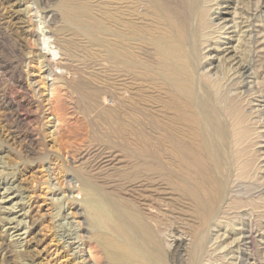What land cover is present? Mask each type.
I'll use <instances>...</instances> for the list:
<instances>
[{"label": "rangeland", "instance_id": "rangeland-1", "mask_svg": "<svg viewBox=\"0 0 264 264\" xmlns=\"http://www.w3.org/2000/svg\"><path fill=\"white\" fill-rule=\"evenodd\" d=\"M124 1L119 0L121 8ZM150 1L152 6L150 9L154 13L161 1L172 3L171 5L180 2V0ZM66 2L74 6L78 4L81 7H76L84 10V13L81 12L79 26L85 22L84 27L94 30L98 45L94 44L95 39L88 41V38L75 31L74 25L71 27L61 22L63 19L61 20L57 9L58 3L61 5ZM212 3L214 5L211 4L210 16H219V23L224 24L222 30L225 32L221 33L219 43L214 40L210 42L215 43L211 45V49L208 47L202 50L206 54L203 52L201 56L206 57L201 64L203 69L200 67V73L202 74L204 68L205 70L208 68L212 76L221 77L224 85L221 88L224 90L223 101L216 100L218 105L214 101L215 110L219 112L221 109L219 112L221 125L225 132L228 131L224 133L225 135H219L220 139L212 124L207 125L206 133L200 129L194 120L193 108L180 102L179 91L176 88L167 87L160 79L153 82L144 81L138 77L141 69L136 67L127 73L126 69L121 70V67H118L113 57H108L111 56L109 47L112 42L108 30L112 24L109 17L113 0H0V264H119L106 256V250L101 244L107 237L108 230L95 227L84 212V199L96 201L99 198V201L105 200L101 202L108 210L110 209L109 211H113L115 223L120 222L123 224L120 227L128 228L135 235L136 242L141 243L138 245H142L141 248L149 256L161 261L162 264H264V0H213ZM36 16H42L48 24L46 26L49 28L44 29L47 36L51 39L56 38L54 41L58 40V43L64 44L69 50L68 53L67 50L64 51L67 56L65 54L61 56L63 58L61 65H64L62 72L65 74L60 77L59 74L58 76L53 73L46 74L52 69L56 72L60 70L49 64L48 57L44 56L46 52L41 50L40 40H37V35L34 34L38 28ZM101 22L104 25H101ZM64 25H67V28ZM55 28L59 29V34L54 32ZM60 37L65 40L62 38L59 40ZM212 47H217V50ZM222 49L224 50L221 51ZM231 49L236 58L231 57ZM133 51L138 60L152 64L156 68L159 54L149 49L143 52L134 48ZM81 54L86 57L84 60L81 59L84 57ZM67 61L70 62V66ZM52 76L54 79H51ZM65 78L67 83H63L66 82ZM203 85L209 90L212 89L207 80ZM121 86L136 90L138 93L134 96L137 98L133 96L128 101L122 99ZM112 94L117 98L112 97ZM226 97H230L231 101ZM126 105L133 107L134 110ZM114 106L117 108L113 109ZM237 107L239 110L235 109ZM226 109L227 111L230 109L232 114H239L237 116L239 118L240 114L244 113V118L243 116L241 118L243 120L231 116L230 112H225ZM118 115L122 118L118 119ZM245 115L252 119L248 121ZM234 119L240 121L239 125L243 130L247 125L246 129L249 128L254 134L247 132L246 129L245 132L239 133L240 126L231 122H235ZM246 122L253 124L248 125ZM232 130L234 137L231 136L233 133L230 134ZM232 138L235 141L239 140L240 151L235 147L238 145L237 141L231 144ZM243 138L251 141L245 144L247 141ZM138 141L143 145H139ZM198 141H202L200 143L202 148ZM229 146L227 150L226 147ZM146 154H150L149 158ZM235 155H238L237 158ZM209 157L210 159H207ZM240 157L242 161H239ZM212 159L217 163H213ZM227 159L232 160L229 162ZM234 159H238L236 163H233ZM155 160H158L156 164ZM147 161L150 162L149 167ZM134 163L136 166L140 163L137 169L142 168L146 170L145 173L142 170L135 171ZM163 167L164 170L161 169ZM229 167L234 168V171ZM156 171L161 176L155 173ZM165 172H169L168 175ZM220 175L221 177L217 178ZM217 180L219 183L222 182V202H231L232 209L229 207L226 211L225 218L228 220L224 219L222 225L220 222H212L202 235L197 234L200 228L196 208H202V203L205 205L204 201H209V195L214 193ZM179 187L184 188L186 192ZM126 214L134 222L128 220ZM135 218H140L139 221L143 225L138 220L136 223ZM144 219L148 222H145L146 225ZM142 226L146 227L140 234ZM147 227L152 230L148 231ZM185 227L186 229H183ZM110 231L112 234L118 233L116 229ZM110 231L108 232L111 233ZM194 233L198 236L192 237ZM196 236L197 238L200 236V241L205 245L194 243ZM90 237L94 239H89ZM147 240L150 242H146ZM159 244L163 248L158 246ZM211 247L216 249L213 250ZM88 253H91L94 262L88 259Z\"/></svg>", "mask_w": 264, "mask_h": 264}, {"label": "bare ground", "instance_id": "bare-ground-1", "mask_svg": "<svg viewBox=\"0 0 264 264\" xmlns=\"http://www.w3.org/2000/svg\"><path fill=\"white\" fill-rule=\"evenodd\" d=\"M165 1H168V0H165ZM173 1H175V0H173ZM212 1L213 0H180V2L179 3H177V4H175L174 5V3H173V5H171L172 3H167V2H163V1H161V3H160V5H158L157 6V8H156V12L154 13V12H152L151 11V7L152 6H150L151 4H150V0H125L124 2V5L122 6V8H121V5H120V3H119V0H113V4H112V8H111V14H110V20H111V22H112V24H111V26L109 27V30H108V35H110L109 37L111 38L110 39V41L112 42V44H111V47H109L110 48V54H111V56H108V57H113V59L115 60V63L116 64H118V67H121V70L124 68V70L126 69V72L128 73V72H130V70L131 69H133V68H136L137 67V69H141V74H139L138 75V77L139 78H142V80H144V81H148V80H152V82L154 81V80H156V81H158L159 79L165 84V85H167V87H174V88H176L178 91H179V97H180V102L182 103V104H186V105H190L192 108H193V111H194V120L196 121V123L199 125V127H200V129L203 131V132H207V130H206V128H207V125H211L212 124V126H214L215 127V129L217 130V132L219 133L218 135H217V137L219 136V135H225L224 133H226V132H228V131H224V127H222V125H221V122H222V119H221V116H220V113L219 112H221V107L219 108L220 109V111L218 112L217 110H215V104L217 103V101L216 100H218V101H223V98H222V92H224V90L222 91L221 90V88H222V79H221V77L219 78V76L218 77H214V76H212L211 74H210V72L208 71L209 69L207 68L206 70H205V68H204V70H202L203 72H202V74L200 73V67H202L201 66V64H203L204 62H203V60L205 59V57H206V55H204V56H201V55H203L202 53L204 52V54H206V52L205 51H203L202 52V50H204V49H207L208 47H210L209 49H211V45L213 46V44L215 45V43H213V44H211L210 42H214V40H215V42L217 41L218 43H219V41H220V37H221V33L224 31V30H222V29H224L223 28V26H224V24L223 25H220V23H219V20H220V18H218V17H211L210 16V12H212V5L211 4H213L212 3ZM73 2V1H72ZM80 2V1H79ZM121 2V1H120ZM171 2V1H170ZM76 3V2H75ZM94 4V3H93ZM215 4H216V2H215ZM157 5V4H156ZM214 5V4H213ZM58 12H59V14H60V16H61V20L63 19V21H61L62 23L63 22H65L66 24H68L69 26H71L72 27V25H74L73 27L74 28H76L75 29V31H78V33L79 34H81V35H83V36H85L86 38H88L89 40L88 41H90V40H92L93 41V39H95L96 40V38H95V34L93 33V31L94 30H90L89 28H87V26H83V24L85 23H83L82 24V26H79V24H81L80 22H81V15H82V13L81 12H83V11H81V9H80V5H71V4H67V2L65 3V4H61L60 5V3H58ZM76 6H80V7H76ZM82 7H85V6H83L82 5ZM153 7H155V6H153ZM88 8H91V7H88ZM98 10V9H97ZM103 10V9H102ZM215 10V9H214ZM106 12V11H105ZM151 12V13H150ZM84 13V12H83ZM214 13H215V11H214ZM213 13V14H214ZM86 15V14H85ZM216 15V14H215ZM109 16V15H108ZM240 16V15H239ZM37 17V21H36V25H37V31H34V34L35 35H37V40H40V44H41V50L43 49L46 53L44 54V56L45 57H48V59H49V64L53 67V65H54V68H56L57 70L59 69L60 71L59 72H56L55 70H50V73H46V74H48V75H52V73H53V75H57V74H59V77H60V75H62V74H65V73H63L62 72V69H63V66L61 65V61L63 60V58L61 57V56H64L63 54H65V50H67L66 49V46L63 44L62 45V43H58L57 41L58 40H56V41H54V39H56V38H54L53 37V39H51V38H49L48 36H47V33H46V31H44V29L45 28H47V26H46V22L44 21V19L42 18V16H36ZM94 17V16H93ZM102 17V16H101ZM104 17V16H103ZM105 18H107V17H105ZM85 20V19H84ZM96 20V19H95ZM88 21V20H87ZM103 21V20H102ZM97 22H100V21H97ZM64 24V23H63ZM48 25V24H47ZM101 25H104V23L102 24V22H101ZM65 26V28H67L66 26L67 25H64ZM64 26H62L61 28L62 29H64ZM68 26V27H69ZM92 27V26H91ZM98 27V26H97ZM101 27H103V26H101ZM100 27V28H101ZM49 28V27H48ZM47 28V29H48ZM238 28V27H237ZM103 29V28H102ZM107 29V28H106ZM54 30V32L55 33H57V34H59V29H57V28H55V29H53ZM67 30V29H66ZM71 30V29H70ZM72 30H73V28H72ZM98 31V30H97ZM101 31H103V30H101ZM60 32H61V30H60ZM104 32V31H103ZM225 32V31H224ZM244 32V31H243ZM65 33V32H64ZM68 33V32H67ZM244 34V33H243ZM31 35V34H30ZM56 35V34H55ZM56 36H58V35H56ZM60 36V35H59ZM227 36V35H226ZM247 36V35H246ZM64 37V36H63ZM76 37H78V36H76ZM84 37V38H85ZM98 37V36H97ZM58 38V37H57ZM61 38L62 37H60V39L59 40H61ZM65 38V37H64ZM64 38H62V39H64ZM107 39V38H106ZM65 40V39H64ZM104 40V39H103ZM69 41H72V40H69ZM100 41V40H99ZM75 42V41H74ZM73 42V43H74ZM107 42H109L108 40H107ZM97 43V45L99 44L98 42H97V40H96V42L94 43V44H96ZM100 43H102L101 41H100ZM110 43V42H109ZM108 43V44H109ZM38 44H39V42H38ZM103 44V43H102ZM67 45V44H66ZM69 45V44H68ZM89 45V44H88ZM104 45V44H103ZM219 45V44H218ZM218 45H216V46H218ZM224 45V44H223ZM72 46V45H71ZM75 46V45H74ZM101 46V45H100ZM239 46V45H238ZM67 47H69V46H67ZM97 47V46H96ZM104 47V46H103ZM105 47H106V44H105ZM104 47V48H105ZM241 47V46H240ZM72 48H73V46H72ZM98 48V47H97ZM108 48V49H109ZM134 48H137V49H141L143 52H146L148 49L149 50H153V53L155 52V53H157V54H159V57H158V61H157V65H156V68L155 67H153L152 66V64H149V63H146V62H144L143 63V61L142 60H138L137 58H136V54L134 53V51H133V49ZM232 48V47H231ZM76 49V48H75ZM75 49H73L74 51H75ZM100 49V48H99ZM212 49H214V50H217V47L216 48H214V47H212ZM226 49H227V47H226ZM71 50V49H70ZM91 50V49H90ZM224 49H222L221 51H223ZM228 50V49H227ZM68 51L69 50H67V53H68ZM229 51V50H228ZM93 52H94V50H93ZM109 52V51H108ZM151 52V51H150ZM214 52V51H213ZM232 52V54H231V57H235V53H233L234 51L231 49V51H230V53ZM239 52V51H238ZM67 53L65 54V56H67ZM71 53H74V52H71ZM76 53V52H75ZM105 53V52H104ZM140 53H142V52H140ZM149 53V52H148ZM152 53V52H151ZM229 53V54H230ZM109 54V55H110ZM145 54V53H144ZM208 54V53H207ZM75 55V54H74ZM82 56H84L83 54H81ZM81 55L79 56L80 58H81ZM94 55V54H93ZM146 55V54H145ZM217 54H215V56H216ZM71 56V55H70ZM77 56V55H76ZM157 56V55H156ZM226 56V55H225ZM148 57V56H147ZM67 58V57H66ZM72 58V57H71ZM74 58V57H73ZM83 58H86L85 56L84 57H82L81 59H83ZM90 58V57H89ZM89 58H87V59H89ZM93 58H94V56H93ZM92 58V60H94ZM97 58V57H96ZM211 58H212V56H211ZM236 58V57H235ZM45 59V58H44ZM68 59V58H67ZM148 59V58H147ZM150 59H152V58H150ZM206 59H208V58H206ZM69 60V59H68ZM71 60H74V59H71ZM70 60V61H71ZM77 61H78V59H76ZM84 60V59H83ZM91 60V59H90ZM99 60H101V59H99ZM105 60H106V58H105ZM146 60V59H145ZM155 60V59H154ZM233 60V58L231 59V61ZM45 61H47L46 59H45ZM80 61V60H79ZM108 61V60H107ZM149 61V60H148ZM208 61V60H207ZM68 62V61H67ZM91 62H95V61H91ZM99 62V61H98ZM110 62H111V60H110ZM152 62V61H151ZM40 63V62H39ZM69 63V66H70V62H68ZM78 63V62H77ZM85 64H86V61L84 62ZM83 63V64H84ZM88 63V62H87ZM101 63V62H100ZM99 63V64H100ZM209 63V62H208ZM238 63V62H237ZM107 64V63H106ZM109 64H111L112 65V63H109ZM154 64V63H153ZM206 64V63H205ZM210 64V63H209ZM218 64V63H217ZM88 65H89V63H88ZM91 65V64H90ZM104 64L102 63V67H104L103 66ZM241 65V64H240ZM239 65V66H240ZM40 66H42V65H40ZM45 67H46V64L44 65ZM50 66V67H51ZM74 66H76V65H74ZM92 66V65H91ZM101 66V65H100ZM100 66H98V67H100ZM108 66V65H107ZM107 66H105V67H107ZM204 66V65H203ZM207 66H208V64H207ZM49 67V68H50ZM83 67H84V65H83ZM82 67V68H83ZM87 67V66H86ZM93 67V66H92ZM91 67V68H92ZM113 67V66H112ZM206 67V66H205ZM69 68V67H68ZM71 68V67H70ZM108 68V67H107ZM115 68H116V65H115ZM244 69L246 68V67H243ZM47 69H48V66H47ZM73 69V68H72ZM113 69V68H112ZM120 69V68H119ZM118 69V71H120ZM201 69H203V67L201 68ZM218 69V68H217ZM49 70V69H48ZM76 70V69H75ZM111 70V69H110ZM115 70V69H114ZM77 71V70H76ZM102 71H103V69H102ZM219 71V70H218ZM47 72V71H46ZM104 72V71H103ZM121 72V71H120ZM151 72H154V73H151ZM69 73V72H68ZM77 73H78V71H77ZM122 73V72H121ZM70 74V73H69ZM73 74V73H72ZM120 74V73H119ZM131 74V73H130ZM133 74V73H132ZM45 75V74H44ZM76 75H78V74H76ZM58 76V75H57ZM64 76V75H63ZM224 76V75H223ZM222 76V77H223ZM226 76H227V74H226ZM50 77V76H49ZM48 77V78H49ZM54 76H52L51 77V79L53 78ZM127 77H128V75H127ZM135 78H136V76H134ZM133 77V78H134ZM44 78H46V77H44ZM55 78H56V76H55ZM67 78V77H66ZM66 78H65V81L66 82H63V83H67L68 81L66 80ZM72 78V77H71ZM124 78V77H123ZM125 78H126V75H125ZM227 78V77H226ZM225 78V79H226ZM47 79V78H46ZM51 79H50V81H51ZM54 79V78H53ZM57 79H58V77H57ZM63 79H64V77H63ZM59 80V79H58ZM205 80V81H204ZM206 80L209 82V86L211 87L212 86V89L211 90H209V89H207V88H205V86L203 85L204 84V82H206ZM55 80H53V82H54ZM126 81V80H125ZM133 81V80H132ZM224 81V80H223ZM111 82H113V81H110V83ZM115 82V81H114ZM123 82V81H122ZM139 82V81H138ZM141 82V81H140ZM52 84V83H51ZM56 84V83H55ZM144 84V83H143ZM207 84V83H206ZM205 84V85H206ZM211 84V85H210ZM125 85H126V83H125ZM138 85H139V83H138ZM52 86H53V84H52ZM115 86V85H114ZM151 86V85H150ZM153 86V85H152ZM208 86V85H207ZM224 86V85H223ZM112 87V86H111ZM117 88H118V86H116ZM122 87V86H121ZM131 87V86H130ZM149 87V86H148ZM210 87H208V88H210ZM51 88V87H50ZM113 88H115V87H113ZM119 88H120V86H119ZM123 88V87H122ZM140 88V87H139ZM173 88V89H174ZM121 89V88H120ZM224 89H225V87H224ZM172 90V89H171ZM233 90V89H232ZM236 90V89H235ZM114 92H115V90H113ZM172 91H174V90H172ZM144 92H145V90H144ZM154 92V91H153ZM176 92V91H175ZM174 92V93H175ZM113 93V92H112ZM138 92L135 90V91H132L128 86H126V87H124L123 89H122V91H121V94H122V99H126V101H128V99L130 100L131 99V97H133L135 94H137ZM116 94H117V91H116ZM177 94V96H178V93H176ZM114 94H112L111 96L112 97H115V96H113ZM154 95V94H153ZM165 95H167V94H165ZM169 95H170V93H169ZM146 96V95H145ZM163 96V95H162ZM230 96V95H229ZM134 97H136V96H134ZM173 97V96H172ZM115 98H117V97H115ZM137 98V97H136ZM218 98H220V100L218 99ZM226 98H229L230 99V97H226ZM114 99V98H113ZM135 99V98H134ZM153 99V98H152ZM177 99V98H176ZM121 100V99H120ZM132 100H133V98H132ZM131 100V101H132ZM147 101V100H146ZM214 101H216L215 102V104H214ZM225 101V100H224ZM229 101H231V99L229 100ZM233 101V100H232ZM158 102H160V101H158ZM226 103H228L227 101H225ZM234 102V101H233ZM143 103V102H142ZM147 103V102H146ZM150 103V102H149ZM222 103V102H221ZM220 103V104H221ZM240 103V102H239ZM114 104H116L115 102H114ZM113 104V105H114ZM119 104V103H118ZM128 104V103H127ZM158 104V103H157ZM233 104H236V103H231V105H233ZM154 105V104H153ZM161 105V104H160ZM216 105H218V104H216ZM224 105H225V103H224ZM229 105V104H228ZM227 105V106H228ZM230 105V106H231ZM122 106V105H121ZM126 106H129V105H126ZM222 106H223V103H222ZM226 106V105H225ZM230 106H228V107H230ZM240 106H242L241 104H240ZM130 108H132L133 110H134V108L133 107H131V106H129ZM159 107V106H158ZM175 107V106H174ZM182 107H184V106H182ZM217 107V106H216ZM235 107V106H234ZM233 107V108H234ZM113 109L115 108H117V107H112ZM142 108V107H141ZM155 108V107H154ZM224 108L225 107H223V110L222 111H224ZM239 107H237V108H235V109H238ZM242 108V107H241ZM131 109V110H132ZM166 109V108H165ZM216 109H218V108H216ZM230 110V109H229ZM227 111V109L225 110V112L227 111L228 113L230 112L231 113V111H232V107H231V111ZM239 110V109H238ZM119 111V110H118ZM143 111V110H142ZM147 111V110H146ZM169 111V110H168ZM170 111H172V110H170ZM191 112L190 113H192V110H190ZM134 112H136V111H134ZM139 112H141V111H139ZM144 112V111H143ZM154 112H156V111H154ZM173 112V111H172ZM241 112V111H240ZM117 113V112H116ZM127 113V112H126ZM142 113V112H141ZM233 113V112H232ZM231 113V116L233 115V116H235L236 118H238L239 120L242 118V116H243V118H244V113H242V114H240V118L239 117H237V116H239V114H232ZM113 114V113H112ZM123 114H124V112H123ZM140 114V113H139ZM143 114V113H142ZM142 114H140V115H142ZM148 114V113H147ZM223 113H221V115H222ZM179 115V114H178ZM186 115V114H185ZM226 115V114H225ZM229 115V114H228ZM228 115H227V117H228ZM119 116H121V115H118V119L119 118H122V117H119ZM174 116V115H173ZM222 116H224V115H222ZM231 116H229V117H231ZM114 117V116H113ZM124 117V116H123ZM179 117V116H178ZM191 117V116H190ZM245 117L247 118V120L249 119V115L248 116H246L245 115ZM145 118V117H144ZM150 118H152V117H150ZM149 118V119H150ZM223 119H224V117H222ZM246 118H245V120H246ZM138 119V118H137ZM146 119V118H145ZM154 119V118H153ZM153 119H150V120H153ZM161 119V118H160ZM227 119V118H226ZM232 119H233V117H232ZM238 119H234L235 120V122L234 121H231L232 122V124H237L236 126H240V128L241 129H239L238 127H237V129H239V133H242L248 126L246 125V127H245V129L243 130L242 129V126L241 125H239L240 123V121H242L243 119H241L240 121H237ZM252 119V118H251ZM251 119H249L248 121H250ZM121 120H123V119H121ZM149 120V121H150ZM181 120H183V119H181ZM225 120V119H224ZM118 121V120H117ZM120 121V120H119ZM128 121V120H127ZM143 121V120H142ZM166 121V120H165ZM188 121V120H187ZM229 121H230V119H229ZM154 122V121H153ZM175 122V121H174ZM185 122V121H184ZM228 122V121H227ZM234 122V123H233ZM244 123H245V121H243ZM242 122V123H243ZM252 122V121H251ZM116 123V122H115ZM143 123H144V121H143ZM224 123H225V121H224ZM229 123V122H228ZM244 123H243V125H244ZM248 125H250V124H253V123H248V122H246ZM138 124V123H137ZM185 124H186V122H185ZM189 124V123H188ZM230 124V123H229ZM132 125V124H131ZM135 125V124H134ZM187 125V124H186ZM123 126V125H122ZM157 126H159V125H157ZM173 126V125H172ZM180 126V125H179ZM245 126V125H244ZM129 127V126H128ZM131 127H133V126H131ZM160 127V126H159ZM181 127V126H180ZM197 127V126H196ZM250 127V126H249ZM142 128H144V127H142ZM160 128H162V127H160ZM164 128V127H163ZM178 128V127H177ZM250 128H253V126H251ZM128 129H130V128H128ZM132 129V128H131ZM156 129V128H155ZM165 129V128H164ZM174 129V128H173ZM183 129V128H182ZM185 129V128H184ZM183 129V130H184ZM231 129V128H230ZM125 130V129H124ZM134 130V129H133ZM170 130V129H169ZM181 130V129H180ZM182 130V131H183ZM254 130V129H253ZM134 131H136V130H134ZM165 131V130H164ZM170 131H172V130H170ZM188 131V130H187ZM215 131V130H214ZM246 131L248 132L249 131V133H252L253 131H250L249 130V128H248V130L246 129ZM138 132H139V130H138ZM173 132V131H172ZM213 132V131H212ZM235 132V131H234ZM245 132V131H244ZM141 133V132H140ZM166 133V132H165ZM185 133V132H184ZM231 133H233V130H232V132H230V134ZM249 133H246V134H248L249 135ZM134 134V133H133ZM154 134V133H153ZM202 134H204V133H202ZM207 134H209V133H207ZM211 134V133H210ZM214 134V133H213ZM230 134H229V138H230ZM253 134H254V132H253ZM252 134V135H253ZM135 135V134H134ZM141 135V134H140ZM184 135V134H183ZM198 135H199V132H198ZM240 134H238V136H239ZM180 136V135H179ZM204 136V135H203ZM231 136H233L234 137V133H233V135H231ZM235 136H237V135H235ZM245 137L244 138H246V135H244ZM250 136H251V134H250ZM249 136V137H250ZM167 137H169V136H167ZM173 137V136H172ZM191 137H193V136H191ZM253 137H254V135H253ZM137 138H139V137H137ZM216 138V137H215ZM219 138V137H218ZM226 139V137H223V139ZM243 138V140H245ZM141 139V138H140ZM220 139V138H219ZM228 139V138H227ZM174 140L176 141V139L174 138ZM183 140H184V138H183ZM191 140V139H190ZM196 140V139H195ZM201 140V139H200ZM222 140V139H221ZM230 140H232V145L234 144V142H238V145L237 146H235L236 147V149L238 148V146H239V144H240V142H239V140H236L235 141V139L233 140V138L232 139H230ZM242 140V139H241ZM254 140V139H253ZM141 141H144V140H141ZM203 141V140H202ZM201 141V142H202ZM227 141V140H226ZM226 141H224L223 140V142H226ZM234 141V142H233ZM245 141H247V140H245ZM245 141H243V143L245 142ZM248 141L250 142L251 140H249L248 139ZM248 141L245 143V144H247L248 143ZM148 142V141H147ZM159 142V141H158ZM181 141H179V143H180ZM185 142V141H184ZM189 143H190V141H188ZM199 142V141H198ZM201 142H199V144L201 143ZM205 142V141H204ZM222 142V141H221ZM138 143H139V141H138ZM145 143V142H144ZM170 143H171V141H170ZM230 143V142H229ZM241 143H242V141H241ZM252 143H253V141H252ZM176 144V143H175ZM222 144V143H221ZM224 144H226V143H224ZM139 145H143V144H140L139 143ZM173 146H174V144H172ZM183 145V144H182ZM204 145H205V143H204ZM219 145V144H218ZM229 145V144H228ZM231 145V146H232ZM244 145V144H243ZM197 146V145H196ZM200 146H201V148H202V145L200 144ZM207 146H208V144H207ZM212 146V145H211ZM146 147H147V145H146ZM162 147V146H161ZM184 147V146H183ZM186 147V146H185ZM184 147V148H185ZM240 147V146H239ZM246 148H247V146H245ZM142 148V147H141ZM216 148V147H215ZM220 148H222V147H220ZM227 148V150H228V148H230V146L229 147H226ZM176 149V148H175ZM183 149V148H182ZM187 149H188V147H187ZM213 149H214V147H213ZM240 148H238V150H239ZM146 150V149H145ZM198 150V149H197ZM206 149H204V151H205ZM226 150V149H225ZM237 150V151H238ZM242 150V149H241ZM149 151V150H148ZM147 151V152H148ZM150 151H151V149H150ZM208 151V150H207ZM230 151H235V150H230ZM240 151V150H239ZM146 152V153H147ZM182 152V151H181ZM190 152V151H189ZM137 153H139V152H137ZM144 153L145 152H143V156H144ZM149 153V152H148ZM165 153V152H164ZM184 153V152H183ZM183 153H182V155H183ZM193 153V152H192ZM236 153V152H235ZM134 153H132V155H133ZM151 154V153H150ZM150 154H148V155H150ZM155 154V153H154ZM166 154H168V153H166ZM171 154V153H170ZM185 154V153H184ZM201 154V153H200ZM238 154V153H237ZM242 154H243V151H242ZM138 155H141V154H138ZM147 155V154H146ZM147 155V156H148ZM152 155V154H151ZM195 155V154H194ZM203 155V154H202ZM209 155H210V153H209ZM239 155V154H238ZM238 155H235L236 156V158H237V156ZM253 155V154H252ZM156 156H158V155H156ZM185 156V155H184ZM203 156H205V155H203ZM214 155H212V157H213ZM218 156V155H217ZM246 156V155H245ZM153 157V156H152ZM151 157V158H152ZM173 157V156H172ZM233 157V156H232ZM242 157V156H241ZM240 157V158H241ZM252 157V156H251ZM139 158V157H138ZM137 158V159H138ZM140 158H141V156H140ZM139 158V159H140ZM143 158V157H142ZM141 158V159H142ZM148 158H149V156H148ZM147 158V159H148ZM150 158V159H151ZM156 158V157H155ZM158 158H160V157H158ZM157 158V159H158ZM186 158V157H185ZM223 157H221V159H222ZM233 158H235V157H233ZM249 158V157H248ZM141 159L139 160V161H141ZM144 159H146L145 157H144ZM146 159V160H147ZM189 159H191V158H189ZM194 159V158H193ZM204 159V158H203ZM207 159H210V157L209 158H207ZM214 159H216L215 158V156H214ZM225 159V158H224ZM247 159V158H246ZM149 160V159H148ZM153 160V159H152ZM160 160V159H159ZM180 160V159H179ZM206 160V159H205ZM204 160V161H205ZM223 160V159H222ZM228 160V159H227ZM232 160V159H231ZM231 160H228L229 162L231 161ZM235 160V159H234ZM233 160V161H234ZM236 160H238V159H236ZM236 160L233 162V163H236ZM243 159L241 158V160H239V161H242ZM143 161V160H142ZM156 161V160H155ZM158 161V160H157ZM157 161L156 162H154L155 164L157 163ZM164 161V160H163ZM199 161V160H198ZM247 161V160H246ZM249 161V160H248ZM250 161H253L254 162V160H252V159H250ZM249 161V162H250ZM144 162V161H143ZM143 162H141V163H143ZM148 162V161H147ZM160 162H162L161 160H160ZM165 162V161H164ZM207 162V161H206ZM212 162H213V159H212ZM214 162H216V161H214ZM213 162V163H214ZM220 162V161H219ZM221 162H223V161H221ZM137 163V162H136ZM149 163V165H148V167L150 166V162H148ZM152 163V162H151ZM179 163V162H178ZM217 163V162H216ZM239 163V162H238ZM131 164H132V162H131ZM135 164V163H134ZM146 164V163H145ZM154 164V165H155ZM205 164V163H204ZM219 164V163H218ZM220 164H222V163H220ZM219 164V165H220ZM224 165H225V162L223 163ZM222 164V165H223ZM249 164H251V163H249ZM255 164V163H254ZM139 165H140V163H139ZM138 165V166H139ZM147 165V164H146ZM152 165V164H151ZM183 165V164H182ZM214 165V164H213ZM216 165V164H215ZM231 165V164H230ZM229 165V166H230ZM253 165V164H252ZM251 165V166H252ZM131 166V165H130ZM135 167H136V169H135V171L136 170H138L137 169V167L138 166H136V164L134 165ZM162 166H163V164H162ZM206 167H207V165H205ZM209 166V165H208ZM236 166V165H235ZM133 167V164H132V166H131V168ZM144 167H145V165H144ZM159 167H161V165L159 166ZM166 167V166H165ZM165 167H163V168H161V169H163L164 170V168ZM222 167V166H221ZM225 167V166H224ZM232 167V166H231ZM231 167H229L230 169H231ZM238 167V166H237ZM240 167V166H239ZM247 167H248V165H247ZM151 168H153V165H152V167ZM156 168V167H155ZM154 168V169H155ZM158 168V167H157ZM167 168V167H166ZM209 168V167H208ZM228 168V167H227ZM240 168H242V167H240ZM250 168H252V167H250ZM159 169V168H158ZM186 169H188V168H186ZM210 169V168H209ZM229 169V170H230ZM234 169V168H233ZM233 169H231V170H233ZM235 169H236V167H235ZM238 169V168H237ZM133 170V169H132ZM132 170H131V172H132ZM140 170H142V168L141 169H139L137 172H139ZM191 170V169H190ZM224 170V169H223ZM222 170V171H223ZM142 171H144V169L142 170ZM146 171V170H145ZM145 171H144V173H145ZM155 171V170H154ZM160 170H158V172H159ZM166 171V170H165ZM167 171H168V169H167ZM176 171V170H175ZM174 171V172H175ZM212 171V170H211ZM214 171H215V169H214ZM225 171H226V169H225ZM224 171V172H225ZM234 171V170H233ZM232 171V172H233ZM247 171V170H246ZM245 171V172H246ZM137 172L135 173V174H137ZM170 172V171H169ZM168 172V173H169ZM173 172V173H174ZM191 172V171H190ZM248 172V171H247ZM250 172H251V170H250ZM249 172V173H250ZM134 173V172H133ZM132 173V174H133ZM144 173H142V174H144ZM147 173V172H146ZM151 173V172H150ZM155 173H157V171L155 172ZM160 173V172H159ZM163 173H164V171H163ZM162 173V174H163ZM165 173H167V172H165ZM168 173H167V175H168ZM173 173H172V175H173ZM176 173V172H175ZM180 173V172H179ZM207 173H209V172H207ZM248 173V174H249ZM152 174H153V171H152ZM151 174V175H152ZM158 174V173H157ZM210 174V173H209ZM208 174V175H209ZM216 174V173H215ZM247 174V175H248ZM138 175V174H137ZM146 175V174H145ZM156 175V174H155ZM158 175H160V174H158ZM183 175V174H182ZM207 175V174H206ZM217 175V174H216ZM215 175V176H216ZM219 175V174H218ZM161 176V175H160ZM175 176H176V174H175ZM174 176V177H175ZM211 176V175H210ZM145 177V176H144ZM167 177V176H166ZM166 177H163V178H166ZM169 177V176H168ZM177 177V176H176ZM214 177V176H213ZM221 177V175L220 176H218L217 178H220ZM233 177H234V174H233ZM156 178V177H155ZM161 178V177H160ZM178 178V177H177ZM199 178V177H198ZM215 178V177H214ZM216 178V179H217ZM245 178V177H244ZM135 179V178H134ZM162 179V178H161ZM167 179V178H166ZM185 179H187V178H185ZM224 179V178H223ZM243 179V178H242ZM143 180H145L146 181V179L144 178ZM157 180V179H156ZM155 180V181H156ZM174 179L172 178V181H173ZM178 180H180V179H178ZM219 180V179H218ZM218 180L217 181H215L216 183V186H215V188H214V193H212V195H209L210 196V199H209V201H204V203H205V205H203V203H202V208L200 207H198V209L196 208V210H198V211H196V212H198L197 214H198V216H199V218H198V221H199V228H200V230L197 232V234H203L204 233V231H206V228L212 223V222H216V223H221V225H222V223L224 222V219H226L225 217L227 216L226 215V211L227 210H229V207H230V205H231V202H227V201H225V202H222V199H221V194H222V182L221 183H219L218 182ZM148 181H149V178H148ZM180 181H182V180H180ZM220 181V180H219ZM221 181H223L224 182V180H221ZM183 182V181H182ZM189 182V181H188ZM187 182V183H188ZM204 182V181H203ZM202 182V183H203ZM211 182H212V179H211ZM192 183V182H191ZM173 184V183H172ZM175 184V183H174ZM177 184V183H176ZM185 184H186V182H185ZM201 184V183H200ZM225 184V183H224ZM180 185V184H179ZM204 185V184H203ZM186 186V185H185ZM206 186H208V185H206ZM205 186V187H206ZM182 187V186H181ZM190 187V186H189ZM197 187V186H196ZM209 187V186H208ZM180 188V187H179ZM211 188V187H210ZM226 188H228V186L226 187ZM181 189V188H180ZM223 189H225V188H223ZM181 190H184V188L183 189H181ZM191 190H195V189H192L191 188ZM197 190V189H196ZM206 190V189H205ZM208 190V189H207ZM228 190V189H227ZM211 191H212V188H211ZM183 192V191H182ZM184 192H186L185 190H184ZM194 192V191H193ZM229 191H227V193H228ZM189 193V192H188ZM195 193V192H194ZM197 193V192H196ZM209 193V192H208ZM227 193L225 194V196L227 195ZM186 194V193H185ZM200 194V193H199ZM210 194V193H209ZM86 195V194H85ZM198 195V194H197ZM201 195V194H200ZM232 195V194H231ZM189 196V195H188ZM194 197V196H193ZM197 197V196H196ZM228 197L230 198V196H229V194H228ZM235 197V196H234ZM99 198V197H98ZM178 198V197H177ZM198 198V197H197ZM197 198H195V199H197ZM179 200H181L180 198H178ZM99 200H100V198H99ZM99 200H96V201H94L93 199H89V200H83V203H84V209H85V211L84 212H86V214H87V216L89 217V219H90V221L92 222V224L95 226V227H97V228H99V229H105V230H108V231H110L111 229H113V230H115L116 229V231L118 232L117 234H112V231H110L111 233H109L108 231H107V233L106 232H103V233H106V235H107V237H105V240H104V242L103 243H101V242H99L98 244H103L102 245V247L104 248V250H106V256H108V258H110V259H112L113 261L115 260V262L117 261L119 264H162V262L160 261H158V260H156L155 258H153V257H151V256H149L148 255V253L147 252H145L141 247H142V245L141 246H139L138 244H141V243H139L138 241L136 242V240H135V235H133L132 234V232L128 229V228H124V227H120L121 225H123V224H120V222H119V224H117V223H115V218L113 219V216L114 215H112L113 213V211L111 212V211H109L106 207H105V205H103V203L102 202H104V201H99ZM233 199L231 198V201H232ZM182 201V200H181ZM235 201V200H234ZM239 202V201H238ZM188 203H190V202H188ZM200 203H201V201H200ZM223 203V204H222ZM197 204V203H196ZM199 204V203H198ZM109 205V204H108ZM108 205H107V207H108ZM109 207H110V205H109ZM108 207V208H109ZM193 207H194V205H193ZM204 207V208H203ZM112 208V207H111ZM231 208V207H230ZM113 209V208H112ZM111 209V210H112ZM232 209V208H231ZM195 210V209H194ZM115 211V210H114ZM210 211V212H209ZM231 211V210H230ZM233 211V210H232ZM231 211V212H232ZM130 212V211H129ZM128 212V213H129ZM132 212H133V210H132ZM194 212V211H193ZM235 212V211H234ZM131 213V212H130ZM137 213V212H136ZM135 213V214H136ZM186 213H188V212H186ZM85 214V215H86ZM114 214H116V213H114ZM127 215V214H126ZM130 215V214H129ZM193 215H195V214H193ZM229 215H230V212H229ZM128 216V215H127ZM155 216V215H154ZM135 217V216H134ZM133 217V218H134ZM137 217H138V215H137ZM141 217V216H140ZM128 218V220H130L129 219V216L127 217ZM130 218H132V217H130ZM146 218H148L149 219V216H147ZM145 218V219H146ZM197 218V217H196ZM234 217H232V219H233ZM23 219V218H22ZM119 218L117 217L116 218V220H118ZM136 219V218H135ZM140 219V218H139ZM139 219H136V223H137V220L139 221ZM145 219L143 220L144 221V223L146 222L145 221ZM226 220H228V218L226 219ZM131 221V220H130ZM131 222H134V221H131ZM150 222V221H149ZM229 222V221H228ZM227 222V223H228ZM90 223V222H89ZM139 223H140V221H139ZM142 223V222H141ZM140 223V224H141ZM146 223H148V222H146ZM146 223L144 224V225H146ZM91 224V223H90ZM131 224V223H130ZM150 224V223H149ZM133 225H134V223H133ZM138 225V224H137ZM141 225H143V223L141 224ZM148 225V224H147ZM151 225V224H150ZM158 225V224H157ZM157 225H156V227H157ZM214 225V224H213ZM91 226V225H90ZM185 226V225H184ZM188 225H186V227H187ZM92 227V226H91ZM144 227H146V226H144ZM144 227L142 226V231L140 230V234H141V232H143V230H144ZM149 227V226H148ZM147 227V228H148ZM186 227L185 228H183V229H186ZM191 227V226H190ZM190 227H188V228H190ZM217 227H219L218 225H217ZM136 228H138V226L136 227ZM135 228V229H136ZM151 228V227H150ZM93 229V228H92ZM132 229H133V227H132ZM154 229V228H153ZM161 229H163L162 227H161ZM94 230V229H93ZM97 230V229H96ZM146 230V229H145ZM151 231L152 229H149L148 228V231ZM155 230V229H154ZM154 230H153V232H154ZM164 230V229H163ZM137 231H138V229H137ZM136 231V232H137ZM170 230H168V232H169ZM185 231V230H184ZM187 231V230H186ZM192 231H193V229H192ZM89 232H92V231H89ZM93 232H95V230L93 231ZM92 232V233H93ZM102 232V231H101ZM100 232V233H101ZM114 232V231H113ZM136 232L134 233V234H136ZM152 232V233H153ZM164 232V231H163ZM162 232V233H163ZM189 232H190V230H189ZM188 232V233H189ZM99 233V234H100ZM115 233V232H114ZM138 233V232H137ZM144 233H146V231L144 232ZM150 233V232H149ZM155 233V232H154ZM169 233H171V232H169ZM98 234V233H97ZM158 234V233H157ZM172 234H174V233H172ZM197 234H195L194 233V235L192 236V237H194L195 235H197ZM87 235H88V233H87ZM138 235V234H137ZM144 234L142 233V236H143ZM160 235V234H159ZM164 235V234H163ZM161 236V235H160ZM167 236V235H166ZM172 236H174V235H172ZM198 236V235H197ZM197 236L195 237V239H194V243H197V245L198 244H201L202 242L200 241V236H199V238H197ZM87 237V236H86ZM93 237V236H92ZM92 237H90L89 239H91ZM140 237V236H139ZM148 237H150V235L148 236ZM156 237H157V235H156ZM162 237V236H161ZM160 237V238H161ZM136 238H137V236H136ZM142 238V237H141ZM144 238V237H143ZM160 238H158V239H160ZM82 239V238H81ZM80 239V240H81ZM92 239H94V238H92ZM189 239H190V237H189ZM188 239V240H189ZM79 240V239H78ZM149 240V239H148ZM146 241V242H150V241ZM175 240V239H174ZM200 241V242H197V241ZM154 241V240H153ZM152 241V242H153ZM160 241V240H159ZM162 241H163V239H162ZM193 241V240H192ZM155 242V241H154ZM153 242V243H154ZM165 242V241H164ZM178 242V241H177ZM176 242V243H177ZM158 243H160V242H158ZM166 243H167V240H166ZM173 243V242H172ZM171 243V244H172ZM175 243V242H174ZM193 243V242H192ZM100 244V245H101ZM155 244H157L156 242H155ZM168 244V243H167ZM170 244V243H169ZM81 245H83L82 244V240H81ZM99 245V246H100ZM144 245V244H143ZM149 245H150V243H149ZM152 245V244H151ZM161 244H159L158 246H160ZM202 246L203 245H205V244H201ZM214 245V244H213ZM213 245H212V247H213ZM153 246H155L156 247V245H153ZM157 246V247H158ZM165 246V245H164ZM176 246V245H175ZM211 246V245H210ZM155 247H153V248H155ZM161 247V246H160ZM167 247H169V245H167ZM192 247V246H191ZM211 247V248H212ZM161 248H163V247H161ZM175 248V247H174ZM102 249V248H101ZM149 249V248H148ZM158 249H159V247H158ZM203 249H204V247H203ZM213 249V248H212ZM216 249V248H215ZM215 249H213V250H215ZM103 250V251H104ZM161 250V249H160ZM212 250V251H213ZM212 251L210 252V253H212ZM162 252V251H161ZM190 252V251H189ZM214 252V251H213ZM195 253H196V251H195ZM77 254V253H76ZM89 254V258L88 259H90L91 261H93V258L91 257V253H88ZM152 254H153V251H152ZM161 254V253H160ZM160 254H158V255H160ZM105 255V254H104ZM158 255H156V257L158 256ZM164 256V255H163ZM162 257V256H161ZM107 258V259H108ZM165 258V257H164ZM166 259V258H165ZM111 260H108V262H110ZM112 261V262H113ZM94 262V261H93ZM92 262V263H93ZM219 263V262H218ZM28 264V263H27ZM91 264V263H90ZM94 264V263H93ZM116 264V263H115ZM166 264V263H165Z\"/></svg>", "mask_w": 264, "mask_h": 264}]
</instances>
